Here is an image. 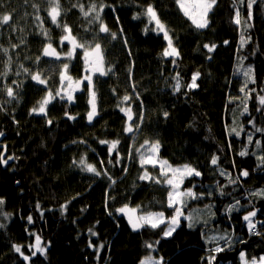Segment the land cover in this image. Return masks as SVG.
Returning a JSON list of instances; mask_svg holds the SVG:
<instances>
[{"label":"trees","instance_id":"obj_1","mask_svg":"<svg viewBox=\"0 0 264 264\" xmlns=\"http://www.w3.org/2000/svg\"><path fill=\"white\" fill-rule=\"evenodd\" d=\"M60 2L64 12L61 23L68 24L80 42L96 43L104 36L105 33H98L95 23L89 24L78 8L72 7L78 2L87 5L92 0ZM95 2L111 5L117 12H129L132 26L122 33L120 29H110L117 33L115 40L105 34L109 39L104 53L105 68H111V72L93 77L99 115L89 123L87 81L81 85L82 90L73 93L72 103L57 97L47 105V115L32 112L48 89L53 94L61 89L59 73L62 64L69 62L63 56L69 45L65 42L60 47L62 30L51 23L47 0H0V15L11 13L13 17L9 25L0 27V74L7 72L6 76L0 75V132L4 133L0 136V152L5 159L9 155L17 158L7 166L0 164V198L4 200L3 211L10 214L7 218L0 215V224L6 225L0 228V264H26L12 246L23 245L25 254H29L27 246L35 243L36 235L48 247L46 256L37 254L33 258L34 264H140L149 254L145 242L157 240L160 242L151 254L163 257L165 264H206L208 249L215 246L207 238L219 235L231 236L233 246L231 251L217 255L216 264H241L240 251L249 259L264 255V226L257 223L262 235H251L243 220L255 208L259 211L254 222H264V198L249 196L264 189V165L257 159L258 155H264V132H256L249 123L254 119L256 127L264 128V109L257 111L261 107L258 96L264 95V3L254 6L252 27L244 33L251 40L238 51L243 24L236 25L233 18L239 0H218L209 13V27L199 30L183 15L175 0ZM149 4L156 9L179 50L175 65L172 57L162 56L167 46L163 34L154 31L145 34L147 17L133 19ZM110 11L112 8H105L104 23ZM37 15L43 23L35 19ZM246 16L247 9L243 7L242 22ZM42 30L49 33L50 42L61 53L60 60L42 55L49 42ZM152 40L159 42L147 46ZM205 44L216 47L209 52ZM249 67L255 83H249L248 89L255 91L247 100L249 113L241 115L245 94L239 89L245 80L242 72ZM24 68L42 73L47 78V88L31 80ZM155 69L154 90L167 93L164 101L172 108L167 118L157 111L150 120L160 122L177 136L173 148L169 144L160 145L159 158L173 167L190 164L196 168L201 175L185 178L181 190L191 189L198 196L203 193L199 199L185 198L182 210L191 219L181 218L179 227L167 238L162 236L165 225L155 230L146 227L134 231L128 217L115 211L127 204L141 213L163 211L167 217L173 215V209L167 207L170 187L138 179L143 169L135 150L142 140L131 145L134 132L124 131L127 116L117 107L122 97L129 95L118 81V71H124L140 98L145 99ZM197 71L198 87L191 90L183 87ZM177 73L182 82L180 92L172 88ZM68 74L73 80L87 74L82 49H77L69 62ZM5 85L13 87L15 99L6 95ZM131 97L122 106L138 104ZM230 97L234 98L232 102ZM65 113L76 118L69 119ZM48 120L52 123L48 124ZM241 126L244 131L239 137L231 133V128L239 131ZM249 133L253 135L252 145L248 144ZM117 139L119 164L115 162L117 152L109 155V146L99 143ZM256 140L261 141L260 148L255 146ZM245 148L249 154L242 157L239 153ZM85 155L87 162L101 172L100 176L82 171L83 166L73 163ZM213 156L219 157L217 165L211 163ZM145 167L153 176L159 175V166ZM221 170L230 173L232 179L242 170L249 175L229 184L228 175H220ZM237 200L242 207L229 213L228 207ZM63 205H67L66 209ZM28 216H32V223H28ZM189 223L193 226L189 227ZM90 228L97 235H90ZM240 240L246 243H237ZM90 241L96 246L103 244L104 248L97 253L96 248L88 246ZM219 243L224 246L225 241Z\"/></svg>","mask_w":264,"mask_h":264},{"label":"snow or ice","instance_id":"obj_2","mask_svg":"<svg viewBox=\"0 0 264 264\" xmlns=\"http://www.w3.org/2000/svg\"><path fill=\"white\" fill-rule=\"evenodd\" d=\"M175 3L179 7L180 11L183 13L185 17H187L189 20H191L192 24L196 27V29H205L209 27V13L213 11L214 7L217 6L218 0H175ZM264 3V0H239V7L235 10V16L233 18V22L240 26L243 24L241 28V37H240V46L238 48V51H241L246 43L251 40L250 36H245V32L248 28L252 27L251 21L254 18L253 15V8L255 5ZM48 8L47 13L48 17L51 20V23L55 25L57 28H61L62 35L60 37V47L63 48L65 45V42L69 45V49L66 53H63V56L67 59V61H71L75 54L77 49L83 50V62L85 65V72L87 73L84 75L81 79L73 80V77L68 74L69 70V62H64L62 64V70L59 73L60 76V84L61 89H58L55 94L51 91V89H48L47 94L45 97L39 102V107H34L32 109L33 113H40L47 115L46 108L49 103H51L53 100H55L57 97H59L61 100H66L68 103H72L74 100L73 93L81 89V85L84 83V81H87V91L89 94L88 99V105L90 110L87 112V120L89 123H91L96 116L99 115L97 111V93L94 90V81L93 77L97 74L99 76H106L109 72H111V68H105V60H104V54L101 47V44L99 42L92 43L89 41L80 42L77 39V36L72 34L71 27L64 23H61V16L64 14L63 9L61 7L60 0H47ZM34 8H37V5H33ZM73 8H78L79 12L85 18L89 24L95 23L98 27V33H105L109 35L113 40L117 39V33L113 32L109 29L106 23L103 21V14L105 8H112V11L115 12V8L111 5L105 4L103 2L97 4L95 0H92L89 4L85 5L83 2H78L76 4L72 5ZM243 7H246L247 9V16L243 18L241 17V10ZM141 16L147 17L148 25H154V27H148L146 25L144 32L147 34L149 31H154L159 34H163V39L167 41V46L163 49L162 56L172 57V63L176 64V58L180 56L179 50L174 46L173 44V37L170 35V32L166 25L161 21L159 18L156 9L151 5H147L146 8L142 13H137L135 16H133V19H140ZM13 17L11 13H4L0 15V27L4 25H9L12 21ZM37 21L41 20V17L37 15L35 17ZM117 23H119V17H116ZM85 31H88V29H85ZM120 32H123V29H120ZM41 34L49 40V42L44 46L42 55L45 57H55L57 60L61 59V53L57 52L56 48L53 47L52 43L50 42L51 38L49 36V33L46 30H42ZM224 43H228V41H225ZM125 44H127V41L125 40ZM18 45H13V47H17ZM216 45H208L205 44L204 48L208 49L209 52H212L215 49ZM7 49H4V52L7 53ZM131 53H129L130 55ZM40 57H37V62H39ZM23 67V66H21ZM243 68V65L240 66ZM25 73H29L31 80L36 81L40 85H44L45 88H47V78H43L42 73L40 72H30L29 69L24 68ZM253 70L251 67L243 70L242 74L245 77L243 85L240 87L239 91L241 93H244V99H243V111L241 112V115H244L245 113H249L247 100L251 98V94L254 89H248L249 83H255L254 75H252ZM19 73H17L18 75ZM0 75H7V72L0 74ZM200 77V73L197 71L193 73L191 77V82L187 85H183V87H187L189 90L195 89L198 87L197 80ZM175 80V84L172 86L174 92H180L182 88V82L181 77L179 73L176 74V76L173 77ZM13 84L16 82L13 81ZM4 91L6 92V95L9 98L15 99V91L11 85H5ZM115 91V90H113ZM133 91H135V86L133 85ZM63 92V94H62ZM132 99L130 95H124L120 102L118 103L117 107H119V110L123 112L127 116V123L124 128V131L126 133H133L135 130H138L140 127V124L133 119V111L131 108V105L129 104L128 107L122 106L123 104L129 102ZM136 99H139V94L136 95ZM230 102L234 98L230 97ZM258 103L261 106L260 108H257V111H261L264 109V95L258 96ZM143 108V102L141 101V109ZM66 116H68L69 119H75L76 117L70 116L68 113H65ZM169 113L167 111L163 112V116L167 118ZM139 121L144 120V113L141 111L139 113L138 117ZM48 124H51L52 121L48 120ZM249 123L253 125L256 132H264V128H258L255 126L254 119H250ZM231 133H234L237 137L241 135V132L244 131L243 127H240V130L238 131L237 128L233 127L231 128ZM4 133L0 132V136H3ZM247 140L248 144H253V135L247 134ZM80 143H86V141H79ZM73 143H76L74 141ZM100 144H107L108 147V153L109 155L112 154L113 151L117 152V158L116 163H121V158L119 156L118 151V145L120 141L113 140V141H107V140H100ZM255 146L257 148L261 147V141L256 140ZM6 147L5 151H6ZM159 148H160V142L159 140L156 141H149L145 140L142 145H140L139 148H137L135 151L139 155L140 160V166L143 169L142 174L138 177L139 180L142 181H151L156 184L164 183L165 185L170 187V190L168 191V200H167V207L173 209V215L170 217H166L165 213L163 211L158 212H152L147 211L143 212L139 215H137V208H130L127 204L123 205L120 208H117L115 211L118 213H122L128 217V222L131 225L132 229L134 231H138L144 228H150L152 230H155L159 228L162 224L165 225V228L162 230V236L164 238L172 236V234L176 231V228L179 227L181 217H184V212L182 211L183 206L186 205V199L185 198H191V199H199L200 196L203 195L201 193L199 196L197 193L193 192L191 189L183 190L181 191V185L183 183V180L190 176H200L201 173L194 167H192L190 164H184L179 167H173L167 160H162L159 158ZM143 149L144 151H141ZM248 151L245 148L242 150L239 155L240 156H246L248 155ZM14 159H17L14 156H7V158H4V153L0 152V164L7 166L9 164V161H12ZM219 157L213 156L211 159L212 165H217ZM257 159L260 161L262 165H264V155H258ZM109 163H112V160L108 161ZM73 163L78 164V166H83L82 171H87L89 173H93L96 176H100L101 172L97 170V168L87 162V157L82 156L80 160L73 161ZM103 163V162H101ZM145 165H151L153 168H156L159 166V175L153 176L148 169L145 167ZM126 170V169H125ZM107 175V173H104ZM171 174V175H170ZM220 175H228L229 177V184H236L240 178V176L247 177L249 175V172L247 170H242L240 174L236 177V179L231 178L230 173H226L225 171L221 170ZM109 179H111L109 177ZM114 183V181H113ZM225 193L223 190H221V195H224ZM211 195V193H209ZM249 196L251 197H260L264 198V189L253 191L249 193ZM109 199H114V197H109ZM3 204L4 200L0 198V215L7 218L10 214L3 211ZM67 205H63L62 208L66 209ZM210 207V206H208ZM242 206L240 205V202L237 200L235 204L230 205L227 209L229 213L232 211H239ZM37 208H39V205H37ZM259 209H253L251 211H248L246 215L243 216V220L247 224L248 231L251 235H262L261 232L257 230V223H260L261 226H264V222L256 221L254 222V218L257 216V212ZM112 214L111 212L109 213ZM185 219H191L190 217H185ZM28 223H32L33 218L32 216L27 217ZM189 227H192L193 224L189 223ZM6 225L0 224V228H4ZM90 235L95 236L97 233H95L91 228L88 229ZM225 241L224 246H221L219 241ZM159 240L154 242H145V247L149 249V254L146 255L144 258L140 260V264H165L164 258L154 257L151 252L155 250V245L159 244ZM207 242L215 244L214 247L208 249V255L204 258L206 260V264H216L217 255L224 251H231L233 246V241L231 236L228 235H219V236H212L207 238ZM237 243H246L243 240L237 241ZM89 247H94L97 249V253L100 249L104 248L103 244H100L99 246L93 245L91 241L89 242ZM14 252L19 254V256L22 258L26 264H34L33 258L37 256V254H40L41 256H46L47 254V244H44L41 240V237L39 235L35 236V243L29 244L27 246L29 254H25L23 245H13ZM239 257L241 264H264V255L259 256L258 258L256 256H253L251 259L247 258V254L244 251L239 252Z\"/></svg>","mask_w":264,"mask_h":264},{"label":"rangeland","instance_id":"obj_3","mask_svg":"<svg viewBox=\"0 0 264 264\" xmlns=\"http://www.w3.org/2000/svg\"><path fill=\"white\" fill-rule=\"evenodd\" d=\"M117 16L119 17V23H117L116 20ZM106 24L109 27V29H121V28L125 29L128 26L130 27L132 26L129 12H117V11L115 12L110 11L106 14ZM90 42L94 43V40ZM98 42L101 44L104 54L108 49L109 39L104 34V36L100 38ZM157 42L159 41L152 40L149 43H147V46L150 45L153 46ZM151 75L153 76V79L150 78L151 81L147 85V89H146L147 97L145 99H142L139 96V99H137L138 104L133 105L131 107L134 114L133 116L134 121L140 124L139 129L134 131L133 137L131 139V145H133L137 140H142V143L140 145H142L145 140H149V141L159 140L160 145L169 144L173 148L177 141V136L173 132H171V130L170 131L166 130L160 122L151 123L150 120L155 112L157 111L168 112L172 108L171 105L166 104L164 101V97L165 95H167V93L157 92L156 90H154L153 80L157 79V69H155ZM117 78L119 83L128 92V94L136 98V95L138 93L136 91H133L131 80L125 75L123 70L118 71ZM141 101L143 102L142 109H141ZM141 111H143L144 113V120L142 122L138 120L139 113ZM141 150L144 151L143 149ZM139 214H141V212L137 210V215ZM184 217H186L185 213H184Z\"/></svg>","mask_w":264,"mask_h":264}]
</instances>
